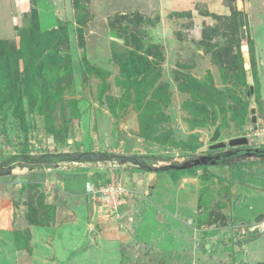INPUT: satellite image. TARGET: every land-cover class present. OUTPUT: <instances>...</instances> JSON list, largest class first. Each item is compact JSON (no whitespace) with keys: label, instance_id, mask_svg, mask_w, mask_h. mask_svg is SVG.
Listing matches in <instances>:
<instances>
[{"label":"rangeland","instance_id":"obj_1","mask_svg":"<svg viewBox=\"0 0 264 264\" xmlns=\"http://www.w3.org/2000/svg\"><path fill=\"white\" fill-rule=\"evenodd\" d=\"M238 1L168 15L165 40L151 31L156 11L140 15L122 0L9 1L8 35L0 27L3 264H35L28 229L47 226L48 239L34 237L58 247L49 264H264L263 159L157 170L213 152L215 128L225 144L246 138L234 148L264 145V121L250 122L251 109L264 112V7ZM83 153L115 157L75 159ZM106 181L125 189L114 205L92 193Z\"/></svg>","mask_w":264,"mask_h":264},{"label":"crops","instance_id":"obj_2","mask_svg":"<svg viewBox=\"0 0 264 264\" xmlns=\"http://www.w3.org/2000/svg\"><path fill=\"white\" fill-rule=\"evenodd\" d=\"M10 0H2L0 1V19L3 20L2 15H5L7 17L6 20L3 21V23L1 24V28H5L2 30L3 35L9 33V28H6L7 25L9 24V21L11 19V16H9L11 14V5L9 4ZM219 0H122V2L120 3V8H124V7H128L131 6L130 10H133V12H137L138 14L141 15V13L145 14V15H149L150 13H152V11H156V14L159 16V23L158 26L151 28V31L157 33V36L160 37V39H166L165 36V30H168V28L170 27L169 22H166V18L168 15L171 14H182L185 12H188L191 10H193L195 8V6H202L201 3H212V4H216ZM258 2H260L261 6L264 7V0H257ZM129 4V5H125ZM239 3V1L237 0V4ZM242 3H244V5L246 6L247 9H250L252 7L251 4V0H243ZM200 8V7H199ZM127 10V9H126ZM142 14V15H143ZM194 14V13H192ZM249 14V13H248ZM250 17V14H249ZM198 21H205L207 22V18H203L202 16H196L193 17ZM166 25V28H165ZM7 31V33H6ZM197 29L195 31V33H197ZM8 35V34H7ZM254 56L256 57V65H257V57L258 55L255 53V44H254ZM259 65H261L259 63ZM261 94L263 89L261 88ZM261 100H262V95H261ZM264 121V112L262 113L260 118L256 117V123L259 124V122H261V120ZM256 148H258L257 146H255ZM253 147V148H255ZM259 147H264V145H260ZM74 224H67V226H71ZM30 231V240H31V248H32V253L33 256L31 258H34L33 260L31 259V261L38 262V264H49L50 263V259L47 256L48 255H53V253H56V251L54 250V246L55 243H53L52 248L50 246H47V242L40 244L38 242V238H35L34 236H38L39 238L41 236H45L47 237V239L49 238L48 235H50L49 232H54L50 230V227L48 228V226L45 227H31L28 229ZM52 241V240H49ZM258 242V241H257ZM52 243V242H51ZM55 248L58 250V247L55 246ZM93 249V248H92ZM44 250L48 251V253L46 255H44ZM36 254V257H35ZM0 264H3L2 261L0 260Z\"/></svg>","mask_w":264,"mask_h":264},{"label":"trees","instance_id":"obj_3","mask_svg":"<svg viewBox=\"0 0 264 264\" xmlns=\"http://www.w3.org/2000/svg\"><path fill=\"white\" fill-rule=\"evenodd\" d=\"M236 56L239 58L240 70H241V73H243L244 72V67H243V65H241L240 53L238 54V52H237ZM248 91H249V88H248ZM253 96H254V99L258 102V100H259V88L254 90ZM238 102H240V101H238ZM239 104H240V112L238 114L239 124L240 125H244L246 123L245 119H246V112H247V104L246 103H241V102ZM233 149H237L236 153H234L232 155L228 154V155H225V156L210 157L209 159L205 160L206 162L209 163V164H206V165L207 166L208 165H212V166L213 165H219V166L222 165V166L236 167L237 165H235L234 161L237 158H240V157L246 158V157H249V156L252 159H259V160L263 159L264 160V147L249 148V149H247V148H245V149L232 148V150ZM114 157L115 156H113L111 154H107V153H100V154H98V153H83V154H80L75 159L78 160L79 162H99V161H110ZM24 159L28 160V161L31 160L28 157H25ZM236 164H238V163H236ZM240 165H238V166H240ZM192 166L196 167V166H200V165H192ZM178 168L186 169V167H184V168L183 167H176V166L173 165V167H170V166L169 167H161V168H158L157 170H158V172H168L169 173V172H176L178 170ZM148 171H150V169H148ZM151 171H154V170H151ZM106 182L110 183L111 181L110 182L106 181ZM106 182H103V184L105 185ZM97 186H99V185H97Z\"/></svg>","mask_w":264,"mask_h":264},{"label":"water","instance_id":"obj_4","mask_svg":"<svg viewBox=\"0 0 264 264\" xmlns=\"http://www.w3.org/2000/svg\"><path fill=\"white\" fill-rule=\"evenodd\" d=\"M245 67V66H244ZM250 91H252V87H250ZM250 114H251V123L252 124H255L256 123V118L255 116L253 115L254 114V110L251 109L250 111ZM220 138V133H219V130L217 128H215L213 130V133H212V136L211 138L209 139V142L213 143V145L210 146V150H219V149H223L226 147V145L228 147H236V146H243V145H246L247 144V141L245 138H236V139H233L231 141H229L227 144L223 143V142H219ZM209 159L206 158V157H200L199 159H197L196 161H193L191 164L192 165H206V164H209L208 162H206L205 160ZM170 167H173V166H170Z\"/></svg>","mask_w":264,"mask_h":264},{"label":"built area","instance_id":"obj_5","mask_svg":"<svg viewBox=\"0 0 264 264\" xmlns=\"http://www.w3.org/2000/svg\"><path fill=\"white\" fill-rule=\"evenodd\" d=\"M255 129V128H254ZM114 183V184H112ZM110 182V183H106L105 185H103L101 188H99L98 190L95 191V189L92 191V193H99L101 192V194L103 196L106 197V201L110 200L113 202V205L117 203L118 201V197L122 196V194H124V188L123 186H121V183L119 182ZM100 187V186H99ZM98 188V187H97ZM102 202V201H101ZM105 206L103 205V203L101 204V206L99 207L101 209V211H105L103 208ZM98 208V209H99ZM106 208V207H105Z\"/></svg>","mask_w":264,"mask_h":264},{"label":"flooded vegetation","instance_id":"obj_6","mask_svg":"<svg viewBox=\"0 0 264 264\" xmlns=\"http://www.w3.org/2000/svg\"><path fill=\"white\" fill-rule=\"evenodd\" d=\"M232 148H234V147H228L226 145L225 148L219 149L220 151L214 150L213 152L207 153L203 157H207V158L209 157L210 158V157H215V156H225V155H228V154H231L232 155V154L236 153V151H237V149H233L232 150ZM179 167H183V168L186 167V169L193 168L192 164L191 163H188V162L182 163Z\"/></svg>","mask_w":264,"mask_h":264},{"label":"clouds","instance_id":"obj_7","mask_svg":"<svg viewBox=\"0 0 264 264\" xmlns=\"http://www.w3.org/2000/svg\"><path fill=\"white\" fill-rule=\"evenodd\" d=\"M256 118V117H255ZM250 122H251V120H250ZM256 125H257V123H255ZM255 124H253V126H255ZM243 138H245V137H243ZM246 139V138H245ZM247 141V140H246ZM259 148V147H258Z\"/></svg>","mask_w":264,"mask_h":264}]
</instances>
